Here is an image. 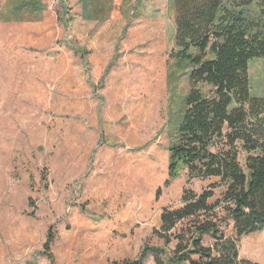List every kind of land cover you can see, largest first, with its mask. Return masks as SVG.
Listing matches in <instances>:
<instances>
[{
  "label": "rangeland",
  "instance_id": "374dc122",
  "mask_svg": "<svg viewBox=\"0 0 264 264\" xmlns=\"http://www.w3.org/2000/svg\"><path fill=\"white\" fill-rule=\"evenodd\" d=\"M122 1L84 18L82 0H42L39 21L0 22V264H49V229L55 264H110L163 245L152 230L187 178L164 186L187 83L169 73V0H138L130 13ZM249 64L251 91L264 92V57ZM221 228L236 236L231 221ZM237 247L264 262V231Z\"/></svg>",
  "mask_w": 264,
  "mask_h": 264
},
{
  "label": "trees",
  "instance_id": "16d2710c",
  "mask_svg": "<svg viewBox=\"0 0 264 264\" xmlns=\"http://www.w3.org/2000/svg\"><path fill=\"white\" fill-rule=\"evenodd\" d=\"M109 2L82 0V16L99 18ZM125 2L130 13L138 0ZM169 5L174 25L169 73H177L174 79L182 75L187 90L168 128L164 186L184 170L187 178L180 204L162 208L160 225L152 230L163 245L146 243L136 258L110 264H144L149 256L153 264H264L242 259L237 247L241 237L264 231V92L253 93L249 77L250 60L264 57V0H169ZM44 7L42 0H0V22L39 21ZM63 15L68 18V11ZM193 179L215 181L197 193L189 186ZM217 187L223 191L211 201ZM228 221L235 237L221 228ZM52 239L49 229L42 251L49 264H55Z\"/></svg>",
  "mask_w": 264,
  "mask_h": 264
},
{
  "label": "crops",
  "instance_id": "0c3cea01",
  "mask_svg": "<svg viewBox=\"0 0 264 264\" xmlns=\"http://www.w3.org/2000/svg\"><path fill=\"white\" fill-rule=\"evenodd\" d=\"M108 178V177H107ZM106 177H97V178H95V179H107ZM94 226V225H93ZM96 228H97V226H95ZM85 229H87V227L85 228Z\"/></svg>",
  "mask_w": 264,
  "mask_h": 264
},
{
  "label": "bare ground",
  "instance_id": "6f19581e",
  "mask_svg": "<svg viewBox=\"0 0 264 264\" xmlns=\"http://www.w3.org/2000/svg\"><path fill=\"white\" fill-rule=\"evenodd\" d=\"M242 245L246 246V245H247V242L244 241V242L242 243ZM250 245H251V244H250ZM250 245H249V246H250Z\"/></svg>",
  "mask_w": 264,
  "mask_h": 264
}]
</instances>
